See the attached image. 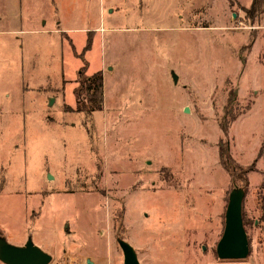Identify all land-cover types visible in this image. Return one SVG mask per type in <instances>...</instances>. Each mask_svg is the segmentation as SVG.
Masks as SVG:
<instances>
[{
    "label": "rangeland",
    "instance_id": "374dc122",
    "mask_svg": "<svg viewBox=\"0 0 264 264\" xmlns=\"http://www.w3.org/2000/svg\"><path fill=\"white\" fill-rule=\"evenodd\" d=\"M53 1L0 0V238L49 264H123L121 240L139 264H264V2ZM96 72L102 110L78 113ZM235 189L250 251L221 260Z\"/></svg>",
    "mask_w": 264,
    "mask_h": 264
},
{
    "label": "water",
    "instance_id": "95a60500",
    "mask_svg": "<svg viewBox=\"0 0 264 264\" xmlns=\"http://www.w3.org/2000/svg\"><path fill=\"white\" fill-rule=\"evenodd\" d=\"M186 112L187 109L185 108ZM50 177V176H49ZM244 192L240 189L232 190L229 196L224 218V230L216 245V255L221 260H244L250 250L249 239L242 223L241 204ZM123 254V264H139V260L132 246L120 241ZM0 261L4 264H49L50 256L32 244L31 240L22 247L8 245L0 238Z\"/></svg>",
    "mask_w": 264,
    "mask_h": 264
},
{
    "label": "trees",
    "instance_id": "16d2710c",
    "mask_svg": "<svg viewBox=\"0 0 264 264\" xmlns=\"http://www.w3.org/2000/svg\"><path fill=\"white\" fill-rule=\"evenodd\" d=\"M264 0H252L251 9L253 12L260 8L263 5ZM87 45L86 49L90 47L91 41L90 39H87ZM83 71V70H82ZM84 73V71L82 72ZM84 76V75H83ZM79 89L76 92L77 97L83 96L85 98L84 102H79L76 108V112L82 113V114H90L92 112L101 111L103 106V86H102V73L96 72L93 73L90 76L82 77L80 76V85ZM228 99L230 102L234 101V93L228 92ZM231 110L229 112L227 111L226 114H230ZM237 118V115L232 116L231 115V121H235ZM225 130V127L223 128ZM227 131V130H226ZM219 161L221 162L222 167L226 171L230 177H232V180L235 182L243 183V191H245V187L248 185V176L247 174L252 171L250 167H241L238 165H234L232 161H230V157L227 155V146L225 143L222 142V140L219 142ZM242 223L244 225V228L246 227V223H244L242 218ZM250 251V250H249Z\"/></svg>",
    "mask_w": 264,
    "mask_h": 264
},
{
    "label": "crops",
    "instance_id": "0c3cea01",
    "mask_svg": "<svg viewBox=\"0 0 264 264\" xmlns=\"http://www.w3.org/2000/svg\"><path fill=\"white\" fill-rule=\"evenodd\" d=\"M51 5H52V10L54 11H57L58 9H57V6H56V3L52 0V3H51ZM109 6L111 7V6H115V5H110L109 4ZM108 6V7H109ZM116 9H112V8H109V10H108V12L109 13H112V12H114ZM53 18V20H55V29H54V31L53 32H58V33H60V35L61 34H66L67 36H68V34H67V32L68 31H70V30H72V29H68V30H65L63 27H61V25H60V22L58 21V17H52ZM101 28V27H100ZM100 28L99 27H94V28H91V27H84V29H75L76 31H82L83 33H85L86 34V39L85 40H87V39H90V41H91V43L93 42V38L95 37V33H97V31H100ZM74 30V29H73ZM103 30V28H101V31ZM88 33H94L93 34V36H92V39L90 38V36H89V34ZM68 38H70V40H72V38L69 36ZM61 39L63 40L64 38L62 37V35H61ZM65 40V39H64ZM66 41V40H65ZM73 41V40H72ZM88 41V40H87ZM87 41H86V44H85V46H84V48L81 50V51H83V52H85V50H86V45H87ZM73 44V43H72ZM91 45V44H90ZM71 46V45H70ZM74 47V44H73V46H72V48ZM71 48V49H72ZM74 50H75V48H74ZM80 51V52H81ZM22 243H23V241H22ZM133 248V247H132Z\"/></svg>",
    "mask_w": 264,
    "mask_h": 264
}]
</instances>
